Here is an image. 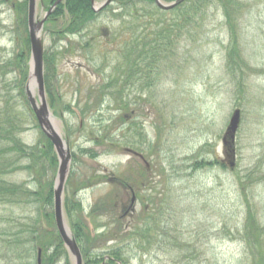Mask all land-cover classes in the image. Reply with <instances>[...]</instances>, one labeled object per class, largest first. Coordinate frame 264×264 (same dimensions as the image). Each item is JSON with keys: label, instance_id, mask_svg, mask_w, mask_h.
Masks as SVG:
<instances>
[{"label": "rangeland", "instance_id": "obj_1", "mask_svg": "<svg viewBox=\"0 0 264 264\" xmlns=\"http://www.w3.org/2000/svg\"><path fill=\"white\" fill-rule=\"evenodd\" d=\"M15 1L22 0H0V61L10 58L17 48H25L23 37L16 35ZM236 1L239 9L231 8L233 22L229 25L220 3L211 2L203 8L201 24L189 27V33L176 39L175 54L152 58L154 62L146 56L142 61L149 63V73L129 85L124 92L128 97L122 96V103L109 90L101 96V85L106 86L120 59L116 52L120 40L128 37L133 52L136 49L131 37H143L147 31L152 34L148 16L126 28L123 21H133L128 14L131 10L112 2L79 33H66L61 38L53 33L64 26L65 17L44 24L41 35L45 51L48 48L58 53L56 73L52 69L48 75L49 86L58 92L57 112L52 111L72 154L64 198L73 195L81 202L82 221L92 234L117 224L128 230L130 238L132 228L141 227L144 218L150 223L167 218L169 231L166 229V235L160 230L152 232L151 244L137 236V242H145L138 246L131 237L126 264H245L240 232L245 217L244 188L264 220V0ZM39 2L35 14L41 18L47 7ZM143 7L146 12L154 11ZM175 12L159 16L163 22L175 17ZM84 42L93 47L81 49ZM14 74L9 72L6 78ZM95 93L101 97L95 98ZM234 108L240 109V121L232 144L231 168L221 140ZM120 114L127 115L121 128L130 127V132L138 135L132 138L134 147L151 163L147 176L153 182H148L155 186L137 187L134 209L126 212L130 191L116 179L132 180L142 164H134L136 161L124 151L125 142L116 145L111 141L121 131L114 123ZM109 123L110 135L100 138L98 130ZM20 136L27 144L43 138L30 121ZM196 161L209 164L196 168ZM28 177L26 171L8 176L21 182ZM96 202L100 207L109 203L108 208L99 209L102 215L90 210ZM35 212L32 204L0 205V229L10 216H15L17 225L31 226L36 222ZM45 222L41 215L39 232L45 235L54 231L55 236L54 228ZM101 222L107 223L105 228L97 226ZM155 233L165 242L154 237ZM114 242L109 239L99 248L104 250ZM37 249L29 251V264H36ZM94 251L91 248L88 252L94 256ZM66 260L73 264L70 254L56 264ZM85 262L83 256L82 263L89 264Z\"/></svg>", "mask_w": 264, "mask_h": 264}, {"label": "trees", "instance_id": "obj_2", "mask_svg": "<svg viewBox=\"0 0 264 264\" xmlns=\"http://www.w3.org/2000/svg\"><path fill=\"white\" fill-rule=\"evenodd\" d=\"M190 1L191 3H189ZM215 1L222 6L221 10L226 17L227 25L232 23L233 19L232 15H230V10L233 6L236 7V11L239 9V2L236 0H183L169 10H163L161 7L158 8L154 0H112V2L117 3L118 8H122L125 11L131 10L128 14H130L133 21L127 23L123 21V26L126 25V28L128 26L130 28L131 23L134 25L137 21H142L141 18L147 15L148 21L152 26V34L149 36L150 32L147 31L143 37L139 35H134V38L131 37V40L135 43L133 46H135L136 49L133 50V52L131 51L132 45H130L131 41L128 40V37L125 36L126 38L120 40L116 50L120 59L116 63V66H114L113 74L109 75L106 86L104 84L101 85V96L104 95V90L106 89L109 90L108 93L111 91V94L117 96L115 98L118 103H122V96L123 98L128 97L127 93L124 94V92H127L129 85H132V83H135L137 80H140L142 76L144 77L145 74L149 73V71H146L148 70L149 63L143 62L142 60H144L146 56L150 61H153L152 58L159 56L169 57L175 54L174 47L177 43L176 39L179 38L180 40L184 32L189 33V27L192 26L196 28L199 26L204 19L203 15L205 14V10H203V8L205 6L208 7V4L211 2L214 3ZM53 2L54 0H43L46 6H50ZM13 4L18 19V23L16 20L14 24L17 32L16 35H18V37H23L25 48H17V51H15L10 58H5V60L0 61V205L8 206V204L12 203L16 205L32 204L36 211V222L32 223L31 226L25 223H19L20 225H17L15 223V216H10L7 221L5 220L6 223L3 224V227L0 229V264H29L27 260L29 251L37 247L42 249L41 264H56L59 259L64 257L67 258V252L57 233L54 236V231L46 232L48 234L45 233V235L39 232V226L41 227V225L38 222L42 215L46 221L45 223L51 226V230L54 228L53 214L51 211L53 203V179L57 167V158L52 149L51 142L49 139H46L42 132V140L35 144H27L21 140L22 138L20 135L25 130L27 122L30 121L34 123L38 128L39 126L36 123L32 111L28 107L24 89L27 79L29 58L28 37L26 35L27 31L25 30L27 2L26 0L15 1ZM110 6L111 4L107 5L97 13L92 8L91 0H63L60 1L54 11L51 12L52 14L48 22L54 24L56 18L65 17L66 22H64V26L53 30V33L58 38H61L60 36L66 33H79L83 31L90 22L94 21L100 12L106 9L108 10ZM143 6L153 8L154 11L150 10L146 12ZM173 11H176V16L172 17V15L171 18H166L162 22L160 16L166 13L171 14ZM142 24L144 23L142 22ZM21 26L23 28H21ZM136 27L137 24L134 26V30L137 29ZM22 31L24 33L23 36L21 33ZM136 44H138V47ZM21 47L23 46L21 45ZM91 47H93V45L89 42H84V44L81 45V49L85 48L88 51ZM48 50L47 48L44 52L43 76L45 87L50 97V107L57 112L55 99L58 97V94L52 86H49L50 77L48 75H50V70L53 69L54 72L56 71L55 61L56 54L58 53ZM112 51H114V49ZM230 52L232 53V50H229L228 53ZM13 71L15 72L14 76L8 80V78H6L7 74ZM94 95L95 98L97 96L101 97L98 93ZM126 103H128V100ZM84 110L85 109L81 108V111L84 112ZM126 122L124 114L118 115L114 121L116 125H119V131L122 124ZM128 125L129 124H127V126ZM126 128H121V131L118 133V138L115 140L110 136L111 141H115L116 145H120L121 143L119 141H123L128 146H134L132 138L135 139L136 136L131 137L130 140L129 135L132 134V132H130L131 128L128 127L127 130ZM110 130L111 123L99 129L98 131L101 133L100 138L104 135L109 136ZM88 150L89 149L85 151ZM219 163L221 164V162ZM207 164H209L207 161L193 162V166L196 168ZM16 171H26L29 179L26 181L23 180L22 182L9 180L8 176ZM144 172L147 174L145 170ZM116 180L122 188H126V182H124V180L120 178ZM147 181L153 182L148 179L144 182ZM31 183H33V185H31ZM141 183L142 182H139L138 185L141 186ZM146 185L155 187L153 186L154 184L149 182L148 184L146 183ZM246 190V188L243 189V196H245V217L244 223H242L243 226L240 230L244 245V256L248 264H264V220L258 214L259 206H255L254 202L246 197ZM97 203L98 202H96L90 210L92 213L99 211L102 215L103 212L99 209H103L104 206L108 208L109 203L101 207ZM64 206L72 232L81 247L82 255L86 258L85 263L101 264L104 262V264H126L128 256L125 255L129 247V241L132 240L131 237L136 240L138 246L142 245L143 247L145 242L144 244L137 242V236L139 239L147 240L148 244H151V239L149 238H152V235L150 236L152 232L160 230V232L166 235V229L169 231L168 221H166L167 218L163 221H155L154 223H150L144 218V221H146L141 223V227L132 228L133 232L129 238L128 230L120 229L116 224L118 222V219H116L114 221L116 227L109 228V226L106 231L92 235L91 232L88 231L85 222L82 221V213L80 211L82 210L81 202L79 200L76 201L73 197H66ZM163 213L165 212H161V214ZM102 225H104L105 228L107 223H97L99 227ZM153 236L156 238L159 237L158 233H155ZM109 239L114 240V244L112 246H110V244L106 249L100 250V244L109 241ZM158 239L159 241L165 242L164 238L160 237ZM33 242L34 244H31ZM91 248L95 249L93 252L95 253L94 256H92V253L88 252L91 251ZM106 256L108 258H105ZM245 258L243 257V260L245 264H247ZM64 264H70V262L66 260Z\"/></svg>", "mask_w": 264, "mask_h": 264}, {"label": "water", "instance_id": "obj_3", "mask_svg": "<svg viewBox=\"0 0 264 264\" xmlns=\"http://www.w3.org/2000/svg\"><path fill=\"white\" fill-rule=\"evenodd\" d=\"M56 0L50 9L45 12L46 15L52 10L54 5L58 3ZM111 0H103L98 3L94 8H101ZM182 0H174L170 3H164L161 0H155L156 4L162 9H170ZM36 0H28L27 2V28H28V37L30 42V59H29V73L27 82L25 85L26 96L30 104V108L33 110L35 117L38 121L40 129L48 137L53 144L54 149L58 158L57 172L54 181L53 188V209H54V218L56 222V227L58 233L66 245L69 253L72 255L73 264H83L82 256L78 243L76 242L71 230L69 229L63 214L62 208V193L65 183V179L68 175L69 164H70V148L68 141L62 138L59 131L57 120L53 116L52 112L49 109V106L45 97L44 90V79H43V38L41 35L42 32V23L46 16L42 19H38L35 13ZM94 2V0H91ZM37 93V95H36ZM240 110L235 108L230 115L228 124L226 126L225 132L222 136V144L226 147L224 151L225 157L228 159V163L231 167L234 165V148L232 144L235 139L236 129L239 125ZM38 262H40V249L38 250Z\"/></svg>", "mask_w": 264, "mask_h": 264}, {"label": "flooded vegetation", "instance_id": "obj_4", "mask_svg": "<svg viewBox=\"0 0 264 264\" xmlns=\"http://www.w3.org/2000/svg\"><path fill=\"white\" fill-rule=\"evenodd\" d=\"M132 151H133L132 153H131V152H129V153L131 154V156H132L133 158L138 159V160H139V159H142L141 156L138 155V152H136L135 150H132ZM146 170H149V168L146 167ZM128 187L131 189V191H132V195H133V193H134V191H133L134 188L132 187V185H129ZM134 196H135V195H134ZM134 199H135V198H134ZM130 201H131V199H130ZM131 203H134V200L131 201L130 204H131ZM128 207H129V206H128Z\"/></svg>", "mask_w": 264, "mask_h": 264}]
</instances>
